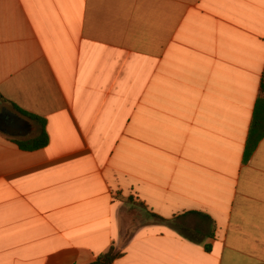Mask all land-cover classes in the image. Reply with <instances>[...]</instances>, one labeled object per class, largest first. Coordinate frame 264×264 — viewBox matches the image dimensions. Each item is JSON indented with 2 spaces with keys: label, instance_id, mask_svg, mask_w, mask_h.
Masks as SVG:
<instances>
[{
  "label": "crops",
  "instance_id": "0c3cea01",
  "mask_svg": "<svg viewBox=\"0 0 264 264\" xmlns=\"http://www.w3.org/2000/svg\"><path fill=\"white\" fill-rule=\"evenodd\" d=\"M263 74L264 0H0V264H264Z\"/></svg>",
  "mask_w": 264,
  "mask_h": 264
},
{
  "label": "trees",
  "instance_id": "16d2710c",
  "mask_svg": "<svg viewBox=\"0 0 264 264\" xmlns=\"http://www.w3.org/2000/svg\"><path fill=\"white\" fill-rule=\"evenodd\" d=\"M260 98L255 107L253 124L249 133L245 159L248 160L256 150L260 141L264 138V74L260 87ZM0 102L7 104L6 100L0 95ZM11 108L20 116L28 121H31L38 127V132L35 136L25 139H13L12 141L23 151L34 152L46 148L49 145V136L46 130L47 123L44 119L30 114L16 105H11ZM157 217L156 215H152ZM158 218V217H157ZM122 253L117 251L115 247L98 257L93 264H114L116 260L121 258Z\"/></svg>",
  "mask_w": 264,
  "mask_h": 264
},
{
  "label": "water",
  "instance_id": "95a60500",
  "mask_svg": "<svg viewBox=\"0 0 264 264\" xmlns=\"http://www.w3.org/2000/svg\"><path fill=\"white\" fill-rule=\"evenodd\" d=\"M0 132L8 137L24 139L35 133V127L18 113L4 107L0 113Z\"/></svg>",
  "mask_w": 264,
  "mask_h": 264
},
{
  "label": "flooded vegetation",
  "instance_id": "af4514ba",
  "mask_svg": "<svg viewBox=\"0 0 264 264\" xmlns=\"http://www.w3.org/2000/svg\"><path fill=\"white\" fill-rule=\"evenodd\" d=\"M4 106V105H3ZM3 106H0V113L2 112V109L4 108Z\"/></svg>",
  "mask_w": 264,
  "mask_h": 264
},
{
  "label": "rangeland",
  "instance_id": "374dc122",
  "mask_svg": "<svg viewBox=\"0 0 264 264\" xmlns=\"http://www.w3.org/2000/svg\"><path fill=\"white\" fill-rule=\"evenodd\" d=\"M0 106H3V104H0ZM4 107V106H3ZM139 208V206H137Z\"/></svg>",
  "mask_w": 264,
  "mask_h": 264
}]
</instances>
